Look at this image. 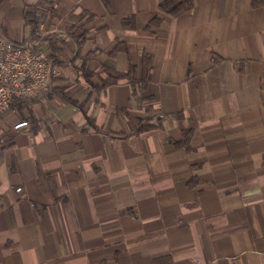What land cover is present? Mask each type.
<instances>
[{
	"label": "crops",
	"instance_id": "obj_1",
	"mask_svg": "<svg viewBox=\"0 0 264 264\" xmlns=\"http://www.w3.org/2000/svg\"><path fill=\"white\" fill-rule=\"evenodd\" d=\"M41 1L0 0L59 46L0 117V264H264V0Z\"/></svg>",
	"mask_w": 264,
	"mask_h": 264
},
{
	"label": "built area",
	"instance_id": "obj_2",
	"mask_svg": "<svg viewBox=\"0 0 264 264\" xmlns=\"http://www.w3.org/2000/svg\"><path fill=\"white\" fill-rule=\"evenodd\" d=\"M35 33V38L15 42L0 30V117L13 109L16 100L47 96L52 79L59 74L55 56L43 46L45 30L41 22H37ZM28 126L29 122L23 120L12 128Z\"/></svg>",
	"mask_w": 264,
	"mask_h": 264
},
{
	"label": "trees",
	"instance_id": "obj_3",
	"mask_svg": "<svg viewBox=\"0 0 264 264\" xmlns=\"http://www.w3.org/2000/svg\"><path fill=\"white\" fill-rule=\"evenodd\" d=\"M50 1L51 0H43L39 4L52 3ZM191 5H192V0H163L159 4V9L161 11L167 13V14H173V13H175V12L181 10V9H188V8L191 7ZM25 21L28 24H33V25L36 24V18H35V15H34L33 11H27L25 13ZM156 22L157 21H154L153 23H156ZM32 33H33L32 38H35L37 35L34 32H32ZM26 41H28V40H26ZM26 41H23V42H26ZM49 44H50V46L53 49L52 53L55 56L56 62L58 63L59 46L57 45L56 41H51ZM117 49L118 48H116V47L113 48L110 53H113ZM149 64H150V57L148 55H143V57H142V72H143V76L141 78V81H145L146 80V79H144V77H146V74H148ZM133 75H134V66L133 67L131 66V67H129V70H128V72L126 74H124V75L118 74L116 77H114V79L109 77L110 79L107 80V85L115 82L117 78H121V77H127L129 80H131V79H133ZM31 99L34 100V99H37V98L16 100L14 102V104H13V107H14L13 109L16 108V109L20 110L23 107V105L28 100H31ZM151 127H152V125L143 124V125L138 126V128L136 129L135 132H142L144 130L150 129Z\"/></svg>",
	"mask_w": 264,
	"mask_h": 264
},
{
	"label": "rangeland",
	"instance_id": "obj_4",
	"mask_svg": "<svg viewBox=\"0 0 264 264\" xmlns=\"http://www.w3.org/2000/svg\"><path fill=\"white\" fill-rule=\"evenodd\" d=\"M13 108H14V107H13ZM2 116H3V115H2ZM2 116H1V117H2Z\"/></svg>",
	"mask_w": 264,
	"mask_h": 264
}]
</instances>
